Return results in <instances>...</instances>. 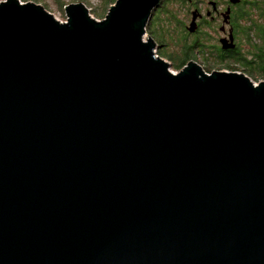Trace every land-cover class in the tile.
<instances>
[{"label": "water", "instance_id": "water-1", "mask_svg": "<svg viewBox=\"0 0 264 264\" xmlns=\"http://www.w3.org/2000/svg\"><path fill=\"white\" fill-rule=\"evenodd\" d=\"M159 4L0 1V264H264V80L171 71Z\"/></svg>", "mask_w": 264, "mask_h": 264}, {"label": "flooded vegetation", "instance_id": "flooded-vegetation-1", "mask_svg": "<svg viewBox=\"0 0 264 264\" xmlns=\"http://www.w3.org/2000/svg\"><path fill=\"white\" fill-rule=\"evenodd\" d=\"M184 9L187 38L198 51L218 58L222 68L264 65L259 50L264 49V0H187ZM193 13L195 27L189 32Z\"/></svg>", "mask_w": 264, "mask_h": 264}, {"label": "trees", "instance_id": "trees-1", "mask_svg": "<svg viewBox=\"0 0 264 264\" xmlns=\"http://www.w3.org/2000/svg\"><path fill=\"white\" fill-rule=\"evenodd\" d=\"M103 9L108 10L109 6L115 2V0H101ZM187 0H160V4L157 7V18L158 24L155 28H152L151 21L146 25L145 32L149 33L150 38L158 45L161 46L162 50L158 52L159 56L167 58L174 70H180L189 61L195 60L199 55L196 45L192 43L186 35V30H182L183 23L185 20L177 18V11L181 9L186 15L184 6ZM60 8V7H59ZM103 13H100L103 15ZM171 46L172 49L165 52L166 47ZM159 48V49H161ZM260 52L264 49H259ZM203 60L206 63H210L216 66H220L221 62L218 58H212L208 53H205ZM248 63V62H247ZM245 68L239 69L232 65L228 66L229 71H241L244 72L249 78L253 80L264 79V65L257 64L252 67L249 64L241 65ZM212 69L207 66L205 72H211Z\"/></svg>", "mask_w": 264, "mask_h": 264}, {"label": "rangeland", "instance_id": "rangeland-1", "mask_svg": "<svg viewBox=\"0 0 264 264\" xmlns=\"http://www.w3.org/2000/svg\"><path fill=\"white\" fill-rule=\"evenodd\" d=\"M19 1H21V2L32 1V2L38 3L41 6H43L47 11L52 13V15L57 20L62 21V22L66 21V15H65V10L64 9H65V6H67L69 3H75V2L82 3L87 8L89 15L91 17L97 19V20L103 19L105 14L107 13V10L103 9V4H102L101 0H19ZM103 11H105V13L103 15H101L100 13H103ZM176 13H177V18L178 19L185 20L186 15L184 14V12L181 9H179V11H177ZM157 15H158V13H157V9H156L154 11L151 19H150L152 28H155L157 26V24H158ZM149 37H150L149 33L145 32V34L143 36V39L146 40ZM171 49H172L171 46H167L165 52H168ZM154 50H155V54L159 56L158 52L160 50H162V48L159 49V48L155 47ZM198 53H199V55L193 61H195L202 68V70L205 71L207 69V66H209V68L212 69V70H227V71H229L228 69L222 68L221 66H216V65H213V64H210V63H206L203 60L206 52H203V51L199 50ZM159 57H161V56H159ZM161 58H163V57H161ZM163 59L165 61H167L168 63H170L167 58H163ZM170 66H171V64H170ZM170 70L173 71V72H177L178 71V70H174L172 67H170ZM238 72L244 73V72H242L240 70ZM251 80L253 81V83H258L259 81H263L264 79L259 78V80H253V79H251Z\"/></svg>", "mask_w": 264, "mask_h": 264}]
</instances>
